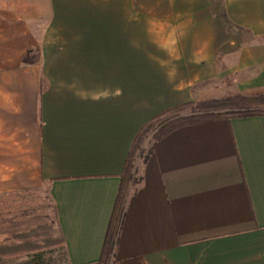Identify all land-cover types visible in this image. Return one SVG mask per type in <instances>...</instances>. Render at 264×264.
Segmentation results:
<instances>
[{
    "label": "crops",
    "instance_id": "obj_1",
    "mask_svg": "<svg viewBox=\"0 0 264 264\" xmlns=\"http://www.w3.org/2000/svg\"><path fill=\"white\" fill-rule=\"evenodd\" d=\"M214 82L264 91V0H0V197L44 193L99 264L137 133ZM117 232L115 264H264V115L152 145Z\"/></svg>",
    "mask_w": 264,
    "mask_h": 264
},
{
    "label": "rangeland",
    "instance_id": "obj_2",
    "mask_svg": "<svg viewBox=\"0 0 264 264\" xmlns=\"http://www.w3.org/2000/svg\"><path fill=\"white\" fill-rule=\"evenodd\" d=\"M144 1L149 3L151 0ZM207 95L209 99H226L235 95L256 98L264 95V91L240 94L230 82H214L208 86ZM253 109L264 112V105ZM190 114L191 110L176 117ZM152 136L150 133L143 138L134 164L137 158L148 154L153 145ZM59 236L53 205L44 193L0 197V264H68L65 246L56 243Z\"/></svg>",
    "mask_w": 264,
    "mask_h": 264
},
{
    "label": "trees",
    "instance_id": "obj_3",
    "mask_svg": "<svg viewBox=\"0 0 264 264\" xmlns=\"http://www.w3.org/2000/svg\"><path fill=\"white\" fill-rule=\"evenodd\" d=\"M258 105H264V95H260L256 98L235 95L226 99H208L172 108L151 119L146 125H144L133 141L124 170L121 174V186L99 264H115L111 259L117 240L118 226L123 216L127 192L133 180L136 152L138 151L143 138L146 135L153 133L152 141L154 145L162 141L174 131L187 126L219 119L263 116L264 112L253 109ZM236 109H238V111H235ZM190 110V115L176 117L179 113ZM56 243L64 248L65 243L61 234L56 239ZM31 252L33 253L35 251ZM37 254L40 255L42 253Z\"/></svg>",
    "mask_w": 264,
    "mask_h": 264
}]
</instances>
